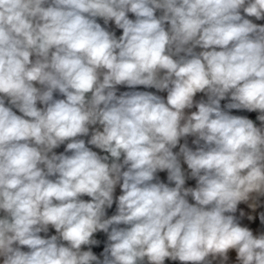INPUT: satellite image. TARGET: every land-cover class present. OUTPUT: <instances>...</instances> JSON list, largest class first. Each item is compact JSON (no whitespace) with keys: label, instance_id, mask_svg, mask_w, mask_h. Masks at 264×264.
I'll return each mask as SVG.
<instances>
[{"label":"clouds","instance_id":"9594fccd","mask_svg":"<svg viewBox=\"0 0 264 264\" xmlns=\"http://www.w3.org/2000/svg\"><path fill=\"white\" fill-rule=\"evenodd\" d=\"M241 9L264 19V0H0L3 264H100L81 246L101 230L109 240L103 264H205L227 259L229 249L241 264H264V235L226 214L264 193V128L220 106L230 94L228 109L259 111L264 122V26ZM97 17L114 21L119 39ZM117 85L166 90L167 99L117 96ZM56 91L65 99H54ZM198 92L208 101L185 116ZM97 123L103 130L88 143L111 164L76 139ZM188 135L203 144L174 154ZM65 141L71 155H49ZM178 155L195 189L184 188ZM158 170L175 187L154 183ZM121 179L118 214L104 219ZM49 225L58 235L42 238Z\"/></svg>","mask_w":264,"mask_h":264},{"label":"crops","instance_id":"0c3cea01","mask_svg":"<svg viewBox=\"0 0 264 264\" xmlns=\"http://www.w3.org/2000/svg\"><path fill=\"white\" fill-rule=\"evenodd\" d=\"M45 7H47V5H45ZM127 15H128L129 19H132L133 21H135L136 17L133 13L129 12ZM241 15L244 16V18L251 20L253 23H255L257 25L264 26V19L257 20L255 17L246 16V14L243 13V9H241ZM96 21L103 28H105L107 31H109L110 33H113L117 39H119V37L123 34V30L118 28L115 25L114 21H109L108 23H105L104 19L100 18V17H97ZM169 27H170V25H168L166 23L165 24L166 30ZM202 50L203 49L196 47L194 49V52L198 54ZM181 55H184V53H181ZM174 58H176V57H174ZM31 59L34 61L36 59V57L33 55L31 57ZM161 75H163V72L161 73ZM35 86L38 88L42 87L39 84H36ZM132 91L149 92V93H152L154 95L161 97L162 99L165 100V102L167 99V91L166 90L161 91V90H158L154 87H145L143 85H139V86H135V87H128L126 85H117L116 86L117 96L121 95L124 92H132ZM53 98L54 99H65V97L61 93H59L58 91L53 93ZM201 98L202 97L196 93V95L193 98V107L190 109L184 110L185 116H188L191 113L196 112L198 110L196 108V104H198L200 102ZM4 100H5V106L6 107L12 108V110L17 115H21V116L23 115L22 113L19 112V110L14 105H12L9 102V99L7 97H5ZM223 100L227 104L232 102L230 94L227 95L225 97V99H223ZM37 107L38 108H44L45 106L43 104H41L40 102H37ZM237 110L240 112V117H245L247 119H250L251 121H253L254 125L258 128H264V122H261L258 119V117L262 114L261 112H259V111H248L247 109H237ZM96 130L102 131L103 130L102 125H100L99 123H97L96 125H89L88 135L79 136L76 139L84 140L86 146L89 147L90 150L95 151L101 157L106 156V155L109 156L108 162L111 164L113 162V158H111L109 153H106L103 150H101V149L95 147L94 145H91L88 143V141L91 139L93 132ZM196 140H197V137L193 136V135H188V136L180 138L178 145L172 149L173 153L179 154L180 153V147L182 145H187L188 148H190L193 151L197 150V148L203 144V141H201L200 144L198 145V144L194 143V141H196ZM69 142L70 141H65L63 144L59 145V150H60L59 155L60 154L71 155V152L66 151V146H67V143H69ZM49 155H50V153H49ZM178 160H179L181 170H182V172L184 174V178H185L184 188L195 189L198 186L197 179L192 177L191 170L188 168V166L185 163L182 155H178ZM118 162L121 164L123 163V156L120 158V161H118ZM121 170L126 171L127 166L126 165L123 166ZM168 175L169 174H168L167 170H163V171L158 170L155 174V179L153 180V182L154 183H156V182L164 183L170 187H175V183L172 181H169ZM49 178L54 180L56 177L53 176V177H49ZM122 182L123 181L121 179V181L114 188L113 204L111 207H105L104 219H108V218L112 217L113 215L118 214V197L123 194L122 188H121ZM91 199H92L91 197H89L87 195H83L84 201L90 202ZM186 199L188 200V202L190 204L196 203L191 195L187 196ZM226 214L233 215L236 222L241 227L248 228L252 232L254 237H259L261 235H264V219H262V217H264V193L254 192V193L250 194V197L248 200L241 201L237 204V208H236V211L234 213H226ZM5 215H6V213H4L3 211H0V218H4ZM117 227H127V226L126 225H119ZM110 231H111V227L109 228V232ZM39 235H41L42 238H46V239L53 236L52 226L49 225L48 231L47 232H41V233H39ZM92 239L95 240L96 243L90 244V245H82L81 250L82 251H89V250L92 251V253L97 257L100 264H103L104 255H105V248L109 244L108 233H106L102 230L97 231L96 233L93 234ZM60 243H64L65 245L67 244V242H64V241L60 242ZM14 246H16V245H14ZM21 250L25 251V252L29 251V249L26 246H21ZM3 260H4V257L0 256V264H3ZM94 264H95V262H94ZM145 264H146V262H145ZM164 264H182V262H180L179 260L165 259ZM205 264H241V262L237 258V251L235 249H229L227 252V259H224L223 257H220V256H217L215 258H213L212 256H209L207 258Z\"/></svg>","mask_w":264,"mask_h":264},{"label":"built area","instance_id":"2783aa9c","mask_svg":"<svg viewBox=\"0 0 264 264\" xmlns=\"http://www.w3.org/2000/svg\"><path fill=\"white\" fill-rule=\"evenodd\" d=\"M155 15L157 16V18H159L160 16L163 15V10L157 9ZM197 94L202 97L201 100H200V102H205L206 103L208 101V94L207 93H205V92H198ZM226 105H227V103L224 100H221L220 101V106H221V109L223 111L227 112L230 115L240 116V112L237 109H228L226 107ZM59 152H60V150H59V146H58V147H56V148H54L52 150V153H50V155H52L53 153L56 154V155H59ZM80 199L83 200V196H81ZM52 230H53V235H58V233L56 232V230H55L54 227H52ZM60 242H63V241H60Z\"/></svg>","mask_w":264,"mask_h":264}]
</instances>
